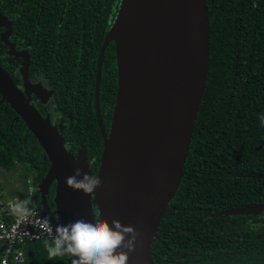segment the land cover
I'll use <instances>...</instances> for the list:
<instances>
[{
  "label": "trees",
  "instance_id": "16d2710c",
  "mask_svg": "<svg viewBox=\"0 0 264 264\" xmlns=\"http://www.w3.org/2000/svg\"><path fill=\"white\" fill-rule=\"evenodd\" d=\"M59 1L61 8L76 11L91 3L86 16L87 22L90 20V26L87 24L90 38L88 30L82 28L86 21L78 27L75 23L60 24L65 29L60 33L64 40L61 46L75 52V62H67L66 58L58 63V73L64 77L55 92L60 103H70L66 111H74L77 99L83 101H79L77 117L66 138L76 149L81 145L87 147L98 171L103 137L95 107V79L102 43L113 23L106 33L99 26L106 17V23L110 22L111 8L117 15L121 0ZM207 2L211 23L209 77L182 184L160 224L153 261L154 264H264V237L251 234L242 243L228 241L229 218L215 214L216 210L246 203L242 190H230L231 180L240 186L239 182L245 183L246 177L257 173L259 181L264 182V127L258 120L264 113V0ZM67 25L69 29L65 28ZM52 39L51 33L45 34L43 46L50 48ZM80 59L85 60L82 67L90 79L85 87L76 85ZM117 88V59L112 43L105 55L100 98L107 126L113 115ZM16 117V111L4 101L0 105V168L18 171L23 167L25 188L38 190L51 162L25 122ZM2 196L0 207L5 203ZM26 248V264H71L68 256L49 259L43 240Z\"/></svg>",
  "mask_w": 264,
  "mask_h": 264
},
{
  "label": "water",
  "instance_id": "95a60500",
  "mask_svg": "<svg viewBox=\"0 0 264 264\" xmlns=\"http://www.w3.org/2000/svg\"><path fill=\"white\" fill-rule=\"evenodd\" d=\"M7 20L0 2V24ZM111 42L116 46L118 89L108 132L100 95ZM210 42L207 0H121L100 51L95 84L96 114L104 138L98 176L111 180L112 187L106 192L99 186L89 195L65 183L76 167L92 173L87 149L75 157L61 130L49 116L41 115L0 63V105L6 101L12 106L51 162L36 199L41 197V206L49 210L50 188L57 183V216L47 213L53 226L58 220L67 224L84 216L91 219L98 208L110 222L120 219L139 233L128 264H154L153 246L182 184L206 91ZM119 155L125 159L116 169Z\"/></svg>",
  "mask_w": 264,
  "mask_h": 264
},
{
  "label": "flooded vegetation",
  "instance_id": "af4514ba",
  "mask_svg": "<svg viewBox=\"0 0 264 264\" xmlns=\"http://www.w3.org/2000/svg\"><path fill=\"white\" fill-rule=\"evenodd\" d=\"M0 2L2 4V12L8 16V20L0 24V63L17 86L26 94L30 102L35 105L41 115L45 118L49 116L59 130H61L67 149L77 157L80 151L84 148L87 149V147L81 145L76 149L77 147L73 143L71 144V140L66 138L68 136L66 132L73 126V121L77 117V110H79V101L81 100L77 99L78 101L76 100L77 102H74L73 98L74 111H66L70 109V103L67 101L60 103L57 100L55 92L56 86L64 77L61 72L58 73L60 70L58 67L60 66L59 64L63 63L66 58L68 60L67 62L71 60L75 62L73 58L75 52L73 53L72 50L66 51V45L61 46L64 40L60 38V33L65 29L60 24L66 22L75 23L78 27L79 24H82V22L85 23L86 21V25L83 24L82 28L88 30V37L90 38V29L87 26L90 20L87 22L86 16L91 11V3H86L76 11L75 8L71 10L69 8H61V1L59 0H0ZM114 14L115 10L113 7V10L111 8L110 22L106 23L108 17L101 20L99 28L104 29L105 33L108 31V25L113 23L112 19H115L116 15L114 16ZM65 28L69 29L68 25ZM49 33H51L53 39L50 43V48H46L43 46L45 42L44 37L45 34ZM68 34L71 35V32ZM112 43L115 45L114 42H111L110 45ZM63 51L66 52L64 53ZM45 52L47 54H44ZM78 61V74L75 76L77 79L76 85L85 87L89 85L90 80L89 76L85 74L84 67H82V62L85 63V60L82 61L80 59ZM66 86H70V84L67 83ZM112 119L113 115L109 126L104 122L108 132L111 128ZM16 120H18L17 117ZM102 150H104V138ZM88 158L93 162L91 166L92 173L98 176L99 169L97 171L94 168L95 159ZM257 175L256 173L246 177L247 180L245 183L239 182L240 186H235L233 181H230V190H242L246 203L240 206L235 205L226 210L221 209L215 211L216 215L229 218L230 229L227 236L228 241L236 240L242 243L251 234H254L256 237H264V207H262L264 206V182H260ZM53 187L54 194H52ZM56 191L57 183L54 182L48 195L49 210L43 207V205L41 206L42 198L39 197L38 199V205L36 207L45 217H49L50 214L54 217L57 216L55 203ZM253 224L257 225V227L253 228ZM223 237L226 239V235Z\"/></svg>",
  "mask_w": 264,
  "mask_h": 264
},
{
  "label": "clouds",
  "instance_id": "9594fccd",
  "mask_svg": "<svg viewBox=\"0 0 264 264\" xmlns=\"http://www.w3.org/2000/svg\"><path fill=\"white\" fill-rule=\"evenodd\" d=\"M260 125L264 127V113L258 116ZM92 160L88 159L89 168ZM65 183L74 190H82L92 194L101 185V179L95 174L74 168L73 174L65 177ZM8 210L19 219H27L34 212L30 199L9 200ZM52 217L43 219V231L46 237L43 246L49 259L68 256L71 264H128L130 253L135 251L139 235L134 225H125L120 219L111 222L100 213L78 218L67 224L51 223ZM251 223V222H250ZM253 228L257 225L253 224Z\"/></svg>",
  "mask_w": 264,
  "mask_h": 264
},
{
  "label": "built area",
  "instance_id": "2783aa9c",
  "mask_svg": "<svg viewBox=\"0 0 264 264\" xmlns=\"http://www.w3.org/2000/svg\"><path fill=\"white\" fill-rule=\"evenodd\" d=\"M8 202L0 207V264H26L27 246L44 240V214L34 207L27 219H19L10 214Z\"/></svg>",
  "mask_w": 264,
  "mask_h": 264
},
{
  "label": "rangeland",
  "instance_id": "374dc122",
  "mask_svg": "<svg viewBox=\"0 0 264 264\" xmlns=\"http://www.w3.org/2000/svg\"><path fill=\"white\" fill-rule=\"evenodd\" d=\"M26 169L20 167L18 171H7L0 168V196L3 201L28 198L32 201L33 207L38 205V195L34 188H25ZM99 210L96 208V213Z\"/></svg>",
  "mask_w": 264,
  "mask_h": 264
},
{
  "label": "bare ground",
  "instance_id": "6f19581e",
  "mask_svg": "<svg viewBox=\"0 0 264 264\" xmlns=\"http://www.w3.org/2000/svg\"><path fill=\"white\" fill-rule=\"evenodd\" d=\"M132 141V143L134 144L135 142H134V140L133 139H131ZM129 148H130V152H132L133 151V145L132 146H129ZM123 157V156H122ZM122 157L120 158V155H119V158H118V163H117V166H116V169H119V168H121L122 167V164H121V159H122ZM124 158V157H123ZM125 159V158H124ZM134 159V157H130L129 158V163H132L131 161ZM101 185H100V190H102V189H105V191L106 192H109L110 191V187H112L111 186V180H109L108 178H106V177H103L102 178V180H101Z\"/></svg>",
  "mask_w": 264,
  "mask_h": 264
}]
</instances>
